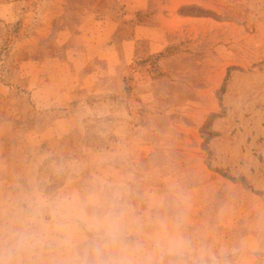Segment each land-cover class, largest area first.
Returning a JSON list of instances; mask_svg holds the SVG:
<instances>
[{"label": "rangeland", "instance_id": "1", "mask_svg": "<svg viewBox=\"0 0 264 264\" xmlns=\"http://www.w3.org/2000/svg\"><path fill=\"white\" fill-rule=\"evenodd\" d=\"M97 247L264 264V0H0V264Z\"/></svg>", "mask_w": 264, "mask_h": 264}, {"label": "clouds", "instance_id": "2", "mask_svg": "<svg viewBox=\"0 0 264 264\" xmlns=\"http://www.w3.org/2000/svg\"><path fill=\"white\" fill-rule=\"evenodd\" d=\"M108 234L111 237L112 243L115 244L118 239V223L117 222L114 221L112 222V224L109 225ZM95 254L98 258L97 264H104V262L99 259L103 255V249H101L100 247H97L95 249ZM108 264H128V262L126 260H122V261L112 260V261H109Z\"/></svg>", "mask_w": 264, "mask_h": 264}]
</instances>
